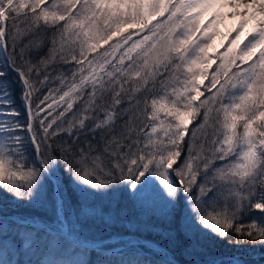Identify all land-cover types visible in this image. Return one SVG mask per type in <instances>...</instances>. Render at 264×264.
I'll list each match as a JSON object with an SVG mask.
<instances>
[{
    "label": "snow or ice",
    "instance_id": "obj_1",
    "mask_svg": "<svg viewBox=\"0 0 264 264\" xmlns=\"http://www.w3.org/2000/svg\"><path fill=\"white\" fill-rule=\"evenodd\" d=\"M0 264H264V0H0Z\"/></svg>",
    "mask_w": 264,
    "mask_h": 264
},
{
    "label": "bare ground",
    "instance_id": "obj_2",
    "mask_svg": "<svg viewBox=\"0 0 264 264\" xmlns=\"http://www.w3.org/2000/svg\"><path fill=\"white\" fill-rule=\"evenodd\" d=\"M219 11H222L225 13V17H224V26H223V30L220 33L221 35L216 38L215 40V45H217L216 50L214 51L216 53V51L223 47V45H225L228 37L230 36V34H233L235 28L237 27V25L239 24L240 21V17H234L232 19L228 18V12L230 11H234L233 9H228L227 7L222 8V9H218ZM247 29H249V32L252 30V23L250 22L249 25L244 29V31H246Z\"/></svg>",
    "mask_w": 264,
    "mask_h": 264
},
{
    "label": "rangeland",
    "instance_id": "obj_3",
    "mask_svg": "<svg viewBox=\"0 0 264 264\" xmlns=\"http://www.w3.org/2000/svg\"><path fill=\"white\" fill-rule=\"evenodd\" d=\"M221 12V14H222V16H223V19L221 20V21H218L217 22V24L215 25V31L217 32V35L215 36V38L211 41V48L209 49V53L211 54V53H215L214 51L216 50V47H217V45H215V40H216V38H218L221 34V32H222V30H223V26H224V17H225V13L224 12H222V11H220ZM211 14H208V15H206L205 16V21H207V19H209V16H210ZM234 33V32H233ZM249 33V29H247L246 31H244V35H247ZM244 35H242L241 36V40H243L244 39ZM231 37L229 36L228 37V39H227V41H226V43H225V45H223V47H221V48H219L217 51H216V53H219V52H223L224 50H225V48L227 47V44H228V40L230 39ZM214 67V66H213Z\"/></svg>",
    "mask_w": 264,
    "mask_h": 264
},
{
    "label": "trees",
    "instance_id": "obj_4",
    "mask_svg": "<svg viewBox=\"0 0 264 264\" xmlns=\"http://www.w3.org/2000/svg\"><path fill=\"white\" fill-rule=\"evenodd\" d=\"M111 231H112V232H122V233H126V232H127V229H126L123 225H119V224H117V225H114V226L111 228ZM147 238H148V239H152V240H155V241H158V242L163 243V241L161 240V238H160L159 236L152 235L151 233H149V234L147 235ZM176 255H177V258L184 259V257H182V256L180 255L179 252H177ZM92 258H93V259L96 258V257H95V254H93Z\"/></svg>",
    "mask_w": 264,
    "mask_h": 264
}]
</instances>
